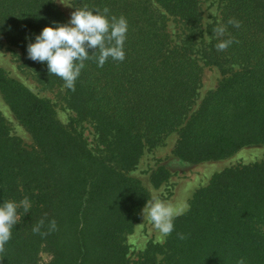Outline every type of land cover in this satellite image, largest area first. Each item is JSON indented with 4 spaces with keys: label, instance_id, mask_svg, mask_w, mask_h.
I'll use <instances>...</instances> for the list:
<instances>
[{
    "label": "trees",
    "instance_id": "obj_1",
    "mask_svg": "<svg viewBox=\"0 0 264 264\" xmlns=\"http://www.w3.org/2000/svg\"><path fill=\"white\" fill-rule=\"evenodd\" d=\"M220 1L219 22L204 29L201 0H71L78 9L108 7L128 22L124 61H85L71 91L49 75L46 62L27 56V44L44 27L68 22L59 6L0 0V38L18 49L37 83L62 89L73 112L62 124L50 100L0 66V96L32 141L25 146L0 112V202L31 201L0 249V264H264V159L212 174L164 243L149 240L134 259L129 255L128 235L150 198L130 171L146 149L175 133L173 156L198 164L264 145V0ZM220 26L226 31L217 37ZM228 39L233 43L218 51L215 45ZM204 65L220 77L197 103ZM82 123L92 127L96 149ZM169 176L160 165L150 181L158 187ZM41 219L46 235L32 231Z\"/></svg>",
    "mask_w": 264,
    "mask_h": 264
},
{
    "label": "clouds",
    "instance_id": "obj_2",
    "mask_svg": "<svg viewBox=\"0 0 264 264\" xmlns=\"http://www.w3.org/2000/svg\"><path fill=\"white\" fill-rule=\"evenodd\" d=\"M59 2L70 6L63 0ZM228 23L240 27L238 21L229 20ZM225 31L226 28L220 26L214 29V34L222 37ZM127 32V19L111 15L108 7H104L103 10L75 8L67 23L53 21L52 25L44 27L35 35L34 40L27 44V56L32 61L46 62L49 75L62 79L63 89L75 91V82L85 68V61L94 59L98 67H102L109 58L124 61ZM204 37L208 43H212V35L205 34ZM232 43L231 39L222 40L215 47L218 51H224ZM90 53L93 55L90 56ZM57 118L62 124L69 122L68 112L57 111ZM21 209L24 214L29 213L31 201L28 197L19 202L13 200L0 202V249L11 240L12 230L20 219ZM189 209L187 201L182 200L173 204L154 200L146 202L141 214L144 221L151 223L156 230V242L162 244L173 233L175 219ZM44 227L45 221L41 219L32 231L34 234L46 235V232L41 231ZM47 227L49 232L54 231L55 220L49 221ZM177 235L180 239L184 238L182 234ZM238 264H244V261L240 260Z\"/></svg>",
    "mask_w": 264,
    "mask_h": 264
},
{
    "label": "rangeland",
    "instance_id": "obj_3",
    "mask_svg": "<svg viewBox=\"0 0 264 264\" xmlns=\"http://www.w3.org/2000/svg\"><path fill=\"white\" fill-rule=\"evenodd\" d=\"M69 21L71 13L74 11L71 0H63L65 6L59 0H54ZM203 10V28L211 24L218 23L220 20V0H201ZM169 31L176 32L175 23L169 21ZM206 34V33H205ZM207 40L206 37H204ZM200 42V39H198ZM0 66L3 67L9 75L20 80L37 95L47 98L53 104L57 111L68 112V121L73 118V112L67 108L63 100V91L61 88H45L37 83L32 76L22 67L18 49L10 46L0 38ZM218 69L211 65H204L202 72L201 86L198 89L197 103L204 94L215 88L219 79ZM0 112L7 119L11 132L18 136L23 144L30 147L32 144L29 134L17 122L8 106L0 96ZM69 122L67 124H69ZM66 125V124H65ZM80 132L92 149H96L95 134L88 123H82L79 127ZM176 134H170L162 145L146 149L141 156L136 168L130 171V175L140 179L143 185L148 189L149 202L162 200L166 203H177L179 201H189L192 193L198 187L207 183L212 174L229 166L246 164L264 159V145L247 146L237 151L232 156L216 161H207L198 164H188L179 161L171 153L175 143ZM163 165L169 171V178L160 186H154L150 181V173L157 166ZM144 208V207H143ZM157 233L151 223L141 218L135 225L133 232L128 235L127 242L130 245V259L136 257V252L142 249L149 240L156 241ZM46 254L42 253V257Z\"/></svg>",
    "mask_w": 264,
    "mask_h": 264
}]
</instances>
